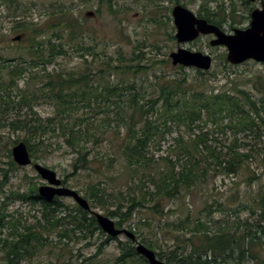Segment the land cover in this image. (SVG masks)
Returning <instances> with one entry per match:
<instances>
[{"label":"trees","instance_id":"obj_1","mask_svg":"<svg viewBox=\"0 0 264 264\" xmlns=\"http://www.w3.org/2000/svg\"><path fill=\"white\" fill-rule=\"evenodd\" d=\"M100 1L106 2L116 18L118 10L113 7L121 0ZM225 1L224 8L218 6L217 12L205 8V13L200 17L219 27L228 22L235 23L236 10L227 8ZM179 3L177 0L176 4ZM245 3L250 4L247 0ZM58 8L54 9L52 21L46 25L20 23L22 27L19 29L26 31L30 46L12 60L0 56L3 62L0 72L6 74V77L0 78V129L23 134V138L12 141V145L24 142L34 162H37L40 159L39 147L43 153L48 152L50 141L54 137H62L75 154L74 171H90L96 158L94 155L99 154L98 147L108 140L109 132L116 133L109 111L111 102H114L120 109L119 118L123 126L129 131L128 140L118 152L127 165L134 168L143 163L147 166V162H150L147 147L160 143L165 135L177 128V153L186 158L181 168L178 170L169 159L170 169L150 178L154 190L142 192L140 196L129 194L125 199L127 203L120 202L118 210L107 209L106 216L120 218L116 221L119 228L132 219L136 207L144 206L148 201L154 202L149 208L155 213L160 212L164 200L179 199L185 192L198 188V183L207 180L213 171L220 176L237 177L246 168H251V153H242L234 144L222 157L216 148L208 145V138L211 129L224 131V128L234 130L235 135L250 132L262 136L264 96L258 94L255 97L252 91L235 85L229 89H208L204 85L206 80H200L199 85H191L185 78L168 79L163 76V80L153 86V93L148 97L143 83L147 70L153 66L143 64L145 55L141 50H133L130 56L120 50L116 56L105 53L96 61L98 54L95 53V47H85L77 41L79 34L69 9L63 4ZM156 8L159 9V5ZM221 13H224V17ZM78 25L83 24L79 21ZM50 33L51 36L46 37ZM169 37L175 40L174 35L169 34ZM68 43L73 44L75 52H79L84 69L78 66L65 72L55 66L59 65V58L72 57L65 48ZM90 57L94 58V64L89 61ZM49 65H54L50 72L47 70ZM34 69L38 71L33 72ZM26 74L32 76L27 86L20 87L18 81L24 80ZM198 74L200 77L213 75L199 70ZM112 75L118 79L115 83L111 81ZM44 102L52 104L55 109L51 117L44 118L36 112V108ZM23 110H26V114H22ZM13 112L16 113L13 118L9 117ZM7 156L9 162L5 164L6 167L0 166L4 178V181H0V190L7 186L10 171L19 169L13 161L11 149H8ZM104 158L113 161L112 157ZM260 162L264 166V160ZM95 172L98 176L101 174L99 169ZM68 176L64 184H67ZM257 178L260 180V176ZM258 186V192L245 207L255 219L252 223L245 222L247 228L244 234L224 228V223L215 227L214 220L210 223L198 221L195 232L188 237L185 246L170 255L155 251L153 244L143 238L141 243L154 250L161 260L171 264H264V188ZM105 193L103 184L97 182L86 187L84 197L90 200L92 209L96 205L108 208L105 206ZM13 195L21 202L39 204L43 219L36 226H24L25 230L19 231L20 222L15 225L11 223L7 220L9 215L0 208V235L3 229L10 227L12 230L8 236L0 238L4 264H21L35 256L48 241L44 233L56 228L62 229L59 233L61 238L71 239L81 234L85 239L95 234V231L103 234L92 212L83 210L77 204L70 207L59 198L51 203L46 202L39 197L37 185ZM122 206H127V211L121 210ZM128 228L134 231L131 225ZM113 240L107 237L95 254L79 259V264H104L100 258L103 247ZM117 248L119 251L111 264H149L137 253L131 240L119 241Z\"/></svg>","mask_w":264,"mask_h":264},{"label":"rangeland","instance_id":"obj_2","mask_svg":"<svg viewBox=\"0 0 264 264\" xmlns=\"http://www.w3.org/2000/svg\"><path fill=\"white\" fill-rule=\"evenodd\" d=\"M179 1V4L198 16L205 13V8L210 12H217L218 6L224 8V0H216L219 2L214 0ZM176 2L177 0H121L117 6L113 7L118 10L115 18L106 2L100 0H0V56L8 60L17 57L19 52L26 49L23 46L28 42L26 31L19 29L24 24L23 22L32 23L33 26L46 25L52 21L54 9H59L58 6L63 4L69 9L73 24L76 26L79 34L77 41L85 47H95V52L98 53V57H95L96 61L105 53L108 56H116L118 50L127 56H130L133 50H141L144 53L143 64L153 66L147 70L143 83L148 97L153 93V86L162 81L163 76L168 79L185 78L191 85H199L200 80H206L204 85L208 89H229L235 85L252 91L256 94L255 97L258 94L263 97L264 63L247 61L241 65L230 64L227 61L226 47L210 45L213 36H202L187 45H180L169 37V34L175 35L176 33L171 13ZM156 5H159V9ZM225 5L229 9L236 10L234 15L236 22L222 24L228 33H232L235 28H247L250 24L251 9L260 7V3L246 4L245 0H226ZM87 12H94L96 15L88 17ZM227 14L229 15V11ZM221 15L224 17V13ZM79 21L83 25H78ZM21 34H24L25 41L14 42L13 38ZM50 36L51 33L46 34V37ZM72 47L71 43L65 44V48L69 50L72 57H61L58 60L59 65H55L65 72L78 66H81V70L84 69L79 52H75L73 50L75 48L72 49ZM179 47L211 55L214 63L211 70L207 72L213 75L207 74L200 77L197 69L174 67L170 54L177 51ZM93 59L90 57L89 61L93 62ZM2 63L0 60V66ZM53 68L54 65H49L47 70L50 72ZM37 71L34 69L33 72ZM4 76L6 77L5 72H0V78ZM31 76V74H26L24 80H19L20 87L27 86ZM111 81L115 83L118 79L112 75ZM144 102L141 101V103ZM54 110L52 104L45 102L36 108L38 115L44 118L51 117ZM109 111L116 133L109 132L108 140L98 147L99 154L94 155L96 158L92 162V170L74 171L75 154L66 146L62 137H54L50 141L51 147L48 148V152L43 153L39 147L38 157L40 159L37 161L56 171L61 179L69 175L65 186L80 190L82 196L85 195L87 186L101 182L106 192L104 194L105 206L108 208L96 205L93 210L104 215L107 209L118 210L120 202L126 204L125 199L129 194L136 193L140 196L142 192L154 190L150 178L168 171L170 169L169 159L175 163L178 170L186 159L178 156L175 139L179 131L173 128L174 130L165 135L160 143L155 141L154 145L147 147V158L150 160L147 166L143 163L140 167H129L118 152V149L121 150L125 141L128 140V128L123 126L119 118L120 109L114 102H111ZM15 114L11 113L8 116L13 118ZM22 114H26V110H23ZM204 131H207V128H204ZM211 131L208 145L216 148L224 157L227 149L236 144L242 153L252 154L251 168L249 170L246 168L237 177L220 176L213 171L207 180L204 182L201 180L198 183V188L185 192L179 199L164 200L160 206V212L155 213L149 208L154 205V202L148 201L144 203V206L136 207L132 219L123 225V228L128 230H130L128 225H131L135 232L130 231L136 235L140 243L143 238L153 244L155 251L163 252L166 256L176 250L180 251L185 246L188 237L195 232L198 221L210 223L214 220L215 227H218L219 223H224V228H231L237 234H244L247 228L245 222L252 223L255 219L245 207L251 203L252 198L258 192V185L264 188V166L260 162L264 160V134L257 136L256 133L239 132L235 135V131L229 128H224V131L214 129ZM19 133L0 129V166L2 168H5V164L9 162L7 155L8 149L12 150L14 146L12 141L23 138V134ZM104 156L112 157L113 161L106 160ZM97 169L101 172L99 176L95 172ZM2 176L3 172L0 171V181H4ZM259 176L260 180L257 178ZM7 181V186L0 190V208L9 215L7 220L14 225L20 222L19 231H24V226H36L38 221L43 219L41 206L31 202H21L15 198L13 193L25 191L33 185L39 187L44 184L43 180L33 166H25L10 171ZM87 200L90 202L89 199ZM61 201L70 207L76 206L71 198H62ZM121 210L127 211V206H122ZM111 218L115 221L120 220V218ZM11 231L10 227L3 229L0 238L8 236ZM60 231L62 229L56 228L45 232L44 237H47L48 241L43 246L44 248L21 264H79V259L95 254L98 246L107 238V235L100 231H95V234L85 239L81 234L72 236L71 239L61 238ZM127 240L129 239L122 235L118 240H113L103 247L100 258L104 264L113 263L119 251L117 248L119 241ZM0 264H4L2 251H0Z\"/></svg>","mask_w":264,"mask_h":264},{"label":"water","instance_id":"obj_3","mask_svg":"<svg viewBox=\"0 0 264 264\" xmlns=\"http://www.w3.org/2000/svg\"><path fill=\"white\" fill-rule=\"evenodd\" d=\"M254 3L258 0H248ZM174 25L176 27V39L179 44H187L195 41L201 35H213L210 41L212 47L224 46L227 48V61L232 65H241L247 61L264 63V5L256 8L251 13L250 26L245 29H234L232 33L223 31L219 26L208 22L184 7L176 5L172 11ZM87 16H93L88 12ZM21 36L14 38L15 41ZM173 66L195 68L201 71H209L213 66V58L209 54L192 51L180 47L170 54ZM13 161L20 167L33 166L44 184L38 188V195L46 202H53L55 198H71L85 211H92L96 217L101 230L112 239L124 235L134 242L137 253L144 257L149 264H171L161 260L156 252L139 242L136 235L128 229L119 228L116 221L102 213L91 209L89 201L77 190L71 189L63 184L56 171L38 163L33 162L27 145L20 142L12 148Z\"/></svg>","mask_w":264,"mask_h":264},{"label":"flooded vegetation","instance_id":"obj_4","mask_svg":"<svg viewBox=\"0 0 264 264\" xmlns=\"http://www.w3.org/2000/svg\"><path fill=\"white\" fill-rule=\"evenodd\" d=\"M255 3H260V7H256V8H262L263 7V5H264V0H258V1H256ZM254 4V3H253ZM174 8V7H173ZM256 8H254L253 10H255ZM172 11H173V9H172ZM172 11H171V13H172ZM252 12V11H251ZM250 12V13H251ZM88 13V12H87ZM93 13V16H91V17H94L95 15H96V13H94V12H92ZM251 15V14H250ZM89 17V16H88ZM172 17H173V15H172ZM251 19V18H250ZM174 27H175V25H174ZM222 29L224 30V27H223V25H222ZM175 30H176V27H175ZM18 36H21V39L20 40H18V41H15L14 40V38H13V41L14 42H24L25 41V36H24V34H21V35H18ZM174 37H175V40H176V33H175V35H174ZM40 39H43V37H40ZM44 39H46V37H44ZM174 40V41H175ZM177 41V40H176ZM178 43V42H177ZM30 46V44L27 42V44L25 45V46H23V47H25V48H28ZM180 48V47H179ZM178 48V49H179ZM177 49V50H178ZM96 50V49H95ZM96 53V52H95ZM96 54H98V53H96Z\"/></svg>","mask_w":264,"mask_h":264}]
</instances>
